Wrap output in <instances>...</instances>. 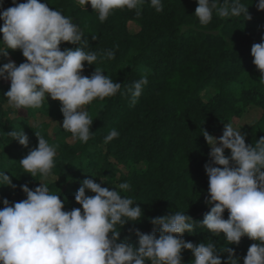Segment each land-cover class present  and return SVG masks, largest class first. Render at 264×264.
Masks as SVG:
<instances>
[{
  "label": "trees",
  "instance_id": "obj_1",
  "mask_svg": "<svg viewBox=\"0 0 264 264\" xmlns=\"http://www.w3.org/2000/svg\"><path fill=\"white\" fill-rule=\"evenodd\" d=\"M40 2L70 17L83 32L85 50L97 54V61L85 64L82 74L90 77L99 69L122 85L115 96L84 106L93 123L89 141L81 143L62 128L59 101L46 97L40 108L18 109L16 113L4 95L10 81L0 79V171H6L17 185L15 189L0 186V201L19 202L26 198L20 185L35 189L42 182L51 193L60 195L64 210H72L80 208L74 196L83 180L93 179L109 190L128 182L131 190L121 195L131 197L143 215L139 222L117 225L121 240L127 238L135 247V230L151 234L159 227L151 224L153 218L185 212L197 224L192 233L183 234L186 242L211 240L222 261L227 258L224 249L232 248L243 264L248 247L255 241L244 236L239 244H229L223 234L215 237L198 226L213 206L205 204L208 177L204 165L210 146L200 131L213 136L255 107L261 111L259 117L239 130L245 143L252 146L264 137V83L250 54L251 46L264 36V10H257L258 0H241L248 6L250 20L243 16L222 19L214 14L207 26L200 25L194 15L196 0H163L160 13L145 0L139 16L135 10H116L103 23L90 4L84 8L75 0ZM11 6L12 0H0V10ZM77 46L65 42L60 48ZM109 51L115 53L114 59L107 58ZM8 53L7 58L17 66L25 61L20 50L9 49ZM7 58L0 57V65ZM145 73L148 84L132 104L128 88ZM36 114L58 120L50 134L43 124H30ZM21 129L29 138L27 148L7 135ZM112 129L120 135L105 144L104 137ZM35 133L59 145L47 181L39 175L31 177L19 163L37 146ZM225 155H230V150L225 149ZM86 195L94 194L86 190ZM223 218H228L227 210ZM181 255L182 264H192L189 250H182Z\"/></svg>",
  "mask_w": 264,
  "mask_h": 264
},
{
  "label": "clouds",
  "instance_id": "obj_2",
  "mask_svg": "<svg viewBox=\"0 0 264 264\" xmlns=\"http://www.w3.org/2000/svg\"><path fill=\"white\" fill-rule=\"evenodd\" d=\"M85 8L90 4L101 23L116 10H135L137 16L145 0H77ZM157 13L163 11V0H149ZM194 15L199 24L207 26L215 14L218 18L241 17L251 19L248 6L241 0H196ZM11 7L0 10V57L7 58L8 50H20L25 61L18 66L14 61L0 65V79L10 81L4 94L7 105L16 113L18 109H38L50 97L61 104L62 128L71 133L73 140L87 143L92 135L93 119L85 105L94 100L115 96L121 83L114 82L99 69L84 76L85 64L97 61L95 52L86 51L80 27L70 17L50 9L40 0H12ZM264 10V0L256 3ZM78 45L61 50L62 43ZM252 63L264 83V36L251 46ZM114 59L113 51L107 52ZM148 84V75L133 81L128 91L132 104ZM200 134L210 146L209 160L204 165L208 177L206 205H213L198 226L205 227L217 237L223 234L229 244H239L247 236L255 241L243 257V264H264V137L255 146L245 143V136L231 123H226L218 139L201 129ZM19 145L27 148L29 138L23 132L10 131ZM120 133L112 129L104 137L107 144ZM38 144L28 151L19 163L31 177L40 176L47 181L55 167L59 145L50 144L40 133H35ZM225 149L230 155H225ZM6 171H0V186L11 189L13 184ZM58 179V178H57ZM56 179V180H57ZM26 198L0 203V264H182V250H189L192 264H240L234 249L225 248L227 258L222 261L216 244L186 242L184 233H192L196 222L185 212H174L153 218L151 224L159 226L151 234L138 229L137 246L121 240L120 229L127 222H139L142 209L121 192L130 191L128 182L113 190L102 187L93 179L83 180L74 196L80 208L64 210L60 195L50 192L40 182L35 189L20 185ZM119 189V191L117 190ZM86 190L93 193L86 195ZM225 210L228 218H223ZM110 234V235H109Z\"/></svg>",
  "mask_w": 264,
  "mask_h": 264
},
{
  "label": "rangeland",
  "instance_id": "obj_3",
  "mask_svg": "<svg viewBox=\"0 0 264 264\" xmlns=\"http://www.w3.org/2000/svg\"><path fill=\"white\" fill-rule=\"evenodd\" d=\"M75 2L79 4L77 0H75ZM9 59L10 58H7L5 63H7ZM260 114V109L255 107H249L240 119L233 120L230 123L239 130L240 127L250 125L255 119L259 117ZM29 122L31 125L43 124L44 126H46L45 129L49 134L51 133V128L58 124L57 119L49 118L41 114H36L33 118L29 120ZM223 130L224 128L219 133L214 134L213 137L217 139L221 137L223 134Z\"/></svg>",
  "mask_w": 264,
  "mask_h": 264
}]
</instances>
